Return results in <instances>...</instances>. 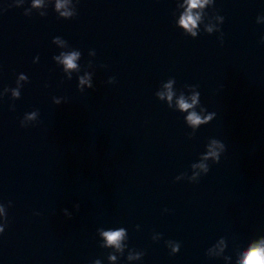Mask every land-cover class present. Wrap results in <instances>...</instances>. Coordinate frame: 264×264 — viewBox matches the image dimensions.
I'll use <instances>...</instances> for the list:
<instances>
[{"label": "water", "instance_id": "95a60500", "mask_svg": "<svg viewBox=\"0 0 264 264\" xmlns=\"http://www.w3.org/2000/svg\"><path fill=\"white\" fill-rule=\"evenodd\" d=\"M47 3L31 16L30 0L0 12V90L21 72L29 77L20 99L0 100V203L12 201L0 264H108L96 229L118 226L129 248L145 252L131 264H235L264 235V23L256 22L264 0H215L222 45L219 33L184 35L173 22L176 0H79L67 20ZM54 36L81 51L80 74L92 60L94 88L81 93L77 74L65 77L52 59L61 51ZM169 77L178 90L198 84L201 103L217 113L192 139L184 114L154 95ZM33 109L39 122L22 128ZM209 138L226 144L220 162L198 183L175 181ZM154 232L162 238L153 241ZM221 236L230 260L205 255ZM168 239L181 243L178 253L169 254Z\"/></svg>", "mask_w": 264, "mask_h": 264}, {"label": "clouds", "instance_id": "9594fccd", "mask_svg": "<svg viewBox=\"0 0 264 264\" xmlns=\"http://www.w3.org/2000/svg\"><path fill=\"white\" fill-rule=\"evenodd\" d=\"M79 0H48L47 8L52 5L53 10L57 13V18L72 19L78 15L77 4ZM25 4V0H12L6 7L0 6V12L6 11L7 8L21 7ZM43 0H30L29 7L24 8V15L31 16L29 9L37 5H42ZM183 9V11H179ZM208 9H212L209 13ZM39 16H47V11L37 12ZM177 13L179 18L177 19ZM173 22L176 27L182 30V33L186 36L196 38L201 31L209 35L219 33L217 39L221 43H224V32L222 30V24L225 20L223 15L219 14V11L215 9V0H183L180 3L176 0V8L173 11ZM215 21V22H213ZM257 23H264V15H258L256 17ZM202 26V27H201ZM260 42L264 44V35L260 37ZM52 43L61 49L59 54H54L53 61L61 67L62 72L67 74L65 77L68 80L72 79L73 73L77 74V88L83 93L86 88H94L93 75L94 66L92 60H89L84 66L83 74L81 73L80 61L82 53L79 49L72 48L68 41L61 36H54ZM88 55L94 57L96 55L95 49H89ZM39 61V55L33 58V62ZM103 67V65H102ZM92 69V70H89ZM29 77L24 73H19L15 81V87H3L0 90V100L5 95L10 93V99L15 101L21 97V88L24 82H28ZM116 82L115 76H110L107 83L114 84ZM175 77H169L166 81H162L159 88L155 91L154 95L162 102H165L169 109L184 114L183 119L185 125L191 129L187 133L188 139L195 137L197 130L205 124L210 123L216 118L217 113L214 111H208L207 108L201 103V93L198 90V84H184L181 89L175 87ZM47 87V85H45ZM223 87V86H221ZM53 103L59 105L62 102H67V97H52ZM12 110L15 109V105L9 106ZM39 122V109H33L32 111L24 113L20 119V126L27 128L34 126ZM205 150L199 154V158L193 161L189 165V170L180 172L174 177L175 181L187 180L189 183H198L200 179L207 175L210 171L211 164L219 163L222 154L226 151V144L217 138H209L205 144ZM211 162V163H210ZM12 201L9 200L7 205L0 203V234H3L6 227L9 224L7 208L11 207ZM74 208L79 210L80 204H74ZM168 211V209H165ZM65 217L71 218L73 213L67 208L62 209ZM39 215V213H36ZM139 225L136 228L139 229ZM96 233L99 240V246L105 249H111L107 253L108 264H119V259L124 256L127 249L126 261L131 264L133 261H140L145 255L143 250H136L128 247V232L123 226L118 227H98ZM163 234L154 232L152 235L153 241H158L162 238ZM166 247L170 249V255H174L179 252L181 243L172 239L165 241ZM228 247V241L226 237H219L214 244L207 248L205 255L209 258H223L224 261L230 260L231 255H225V250ZM91 264H102V260L97 258L91 261ZM235 264H264V235H259L251 239L246 247L236 252Z\"/></svg>", "mask_w": 264, "mask_h": 264}]
</instances>
